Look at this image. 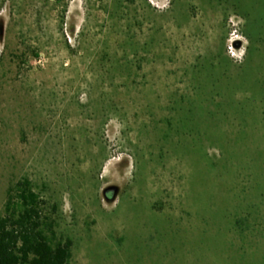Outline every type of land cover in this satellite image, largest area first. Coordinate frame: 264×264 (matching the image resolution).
Masks as SVG:
<instances>
[{
  "label": "rangeland",
  "instance_id": "obj_1",
  "mask_svg": "<svg viewBox=\"0 0 264 264\" xmlns=\"http://www.w3.org/2000/svg\"><path fill=\"white\" fill-rule=\"evenodd\" d=\"M24 179L71 264H264V0H0Z\"/></svg>",
  "mask_w": 264,
  "mask_h": 264
},
{
  "label": "trees",
  "instance_id": "obj_2",
  "mask_svg": "<svg viewBox=\"0 0 264 264\" xmlns=\"http://www.w3.org/2000/svg\"><path fill=\"white\" fill-rule=\"evenodd\" d=\"M44 203L28 179L9 190L0 213V264H71L73 242L58 238Z\"/></svg>",
  "mask_w": 264,
  "mask_h": 264
},
{
  "label": "water",
  "instance_id": "obj_3",
  "mask_svg": "<svg viewBox=\"0 0 264 264\" xmlns=\"http://www.w3.org/2000/svg\"><path fill=\"white\" fill-rule=\"evenodd\" d=\"M109 189H110V188H108L107 190H109ZM107 190H106V191H107Z\"/></svg>",
  "mask_w": 264,
  "mask_h": 264
}]
</instances>
